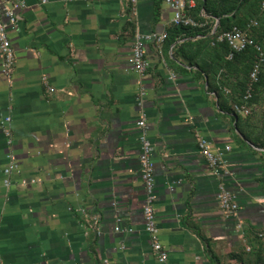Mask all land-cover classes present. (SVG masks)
I'll use <instances>...</instances> for the list:
<instances>
[{"label":"crops","instance_id":"1","mask_svg":"<svg viewBox=\"0 0 264 264\" xmlns=\"http://www.w3.org/2000/svg\"><path fill=\"white\" fill-rule=\"evenodd\" d=\"M20 1L25 5L8 3L19 18L9 30L17 57L12 77L0 51V121L13 117L20 164L8 189L0 126V264H162L143 217L141 83L156 146L157 223L171 261L215 264L212 250L221 263L238 264L236 256L264 230V147L255 144L264 143V92L240 125L250 135L243 143L231 109L241 99L216 91L221 73L239 77L237 64L219 68L226 48L212 33L220 18L203 7L212 32L169 43L173 10L165 0H139L133 18L128 0ZM136 29L167 33L161 47L146 43L143 78L132 69ZM196 131L224 152L242 230L222 214L219 179L199 152Z\"/></svg>","mask_w":264,"mask_h":264},{"label":"built area","instance_id":"2","mask_svg":"<svg viewBox=\"0 0 264 264\" xmlns=\"http://www.w3.org/2000/svg\"><path fill=\"white\" fill-rule=\"evenodd\" d=\"M129 2V15L133 18L136 14L137 5L139 0H128ZM165 2L173 10L172 24L183 25L192 27H202L205 25L199 22L191 14L190 10L196 6V0H165ZM8 3H18L24 6L25 3L20 0H0V51L2 58V70L8 77H12L16 66V53L9 36L10 28L18 26L19 18L15 10L8 5ZM264 9V3H263ZM258 25V21L254 20L248 25V28H240L234 26L233 28L222 32L218 36V40L226 42L229 47L228 58L233 59L236 53L243 52L249 48H254L256 51V59L253 67L249 72V79L246 84L245 92L242 95L241 101L232 103L233 110L242 115L249 116L252 113V107L248 102L253 97L254 87L256 82L259 81V75L264 63V49L262 45L251 34V28ZM167 38V33L153 34L143 33L138 29L134 32V39L132 45V69L140 77H144L148 67L149 61L147 58L146 43L150 40H156L159 47ZM44 85L50 92H55L56 88L51 86L48 78H43ZM225 91L230 93L231 90L226 88ZM147 98V88L143 83L139 88L137 94V104L140 107V118L138 120L139 143H140V164H141V177L145 187V201L143 205V217L145 227L149 233L152 249L162 264H173L170 258V252L164 245L157 223V215L155 210L156 195V176H155V162L153 153L155 151V144L149 136L147 113L145 110V102ZM0 126L6 138V165L3 169V183L8 189L13 185V177L17 172H20V164L15 151V131L13 128L12 115H5L1 118ZM196 140L200 154L206 159L209 169L218 177V194L217 200L222 214L225 218H236L237 228L242 230L243 223L239 219L240 202L238 196L233 193L227 184L226 176L230 173L226 166L224 152L213 148L212 143L200 131H196ZM231 146H226L225 150L230 151ZM32 179L31 182H35ZM24 182H27L24 180ZM117 230H121L117 226ZM123 230V229H122ZM131 229H129L130 231ZM259 238L264 244V230L258 233ZM248 250H251L248 247ZM105 264H112L109 260H105Z\"/></svg>","mask_w":264,"mask_h":264},{"label":"trees","instance_id":"3","mask_svg":"<svg viewBox=\"0 0 264 264\" xmlns=\"http://www.w3.org/2000/svg\"><path fill=\"white\" fill-rule=\"evenodd\" d=\"M264 0H256L252 2V0H216L214 3H211L210 0H199V3L196 5L194 9L190 10V14L197 19L199 22L205 23L202 27H192V26H183V25H173L169 30L168 35L169 43L176 42L177 39L188 35L189 33H202L203 35H207L210 31L212 32V28L207 21V17L201 14V10L204 7L205 11L208 15L220 18L219 25L217 29L212 33L213 43L221 44L226 48V56L223 60V63L219 68H224L225 66L229 68L231 64H237L238 66V75L236 81H232L228 78L227 74H222L223 79H221V88H229L231 87L230 98L234 101H238L242 98L243 93L246 89V84L249 79V72L253 67V63L256 57V51L254 48H249L243 52L236 53L233 59L228 58L229 47L227 43L221 42L218 40V36L234 26H238L240 28H248V25L252 23L254 20L258 21V25L253 26L251 28L252 36L259 42L264 49V9H263ZM231 15V17H230ZM227 19V21H225ZM230 22V23H229ZM131 28H134V24L129 23ZM225 64V65H224ZM225 67V68H226ZM217 86V93L222 97L225 94V90L221 89ZM221 92V93H220ZM264 92V63L262 64V70L259 75V81L256 82L253 92V97L248 102V104L253 108H256L254 105H261L262 98ZM222 107H224L222 105ZM260 107V106H259ZM234 114L238 118V127L241 133L239 135V141L245 143L246 140L250 139V135L246 134L244 130L241 128V123L244 120L245 116H242L236 113L231 108ZM250 116V115H249ZM247 117V116H246ZM257 146L264 147L263 142H255ZM264 180V173H263ZM201 234V233H200ZM252 248L250 251H245L236 256V260L238 264H264V244L256 233V237L254 241L251 242ZM210 252L213 255V259L215 264H223L219 257L213 254L212 250ZM237 264V263H235Z\"/></svg>","mask_w":264,"mask_h":264},{"label":"rangeland","instance_id":"4","mask_svg":"<svg viewBox=\"0 0 264 264\" xmlns=\"http://www.w3.org/2000/svg\"><path fill=\"white\" fill-rule=\"evenodd\" d=\"M255 1H256V0H252V2H255ZM261 231H262V230H261ZM261 231H259V232H261ZM259 232H258V233H259ZM246 250H247V251H250V250H248V246L246 247Z\"/></svg>","mask_w":264,"mask_h":264},{"label":"water","instance_id":"5","mask_svg":"<svg viewBox=\"0 0 264 264\" xmlns=\"http://www.w3.org/2000/svg\"><path fill=\"white\" fill-rule=\"evenodd\" d=\"M220 21V19H218Z\"/></svg>","mask_w":264,"mask_h":264}]
</instances>
